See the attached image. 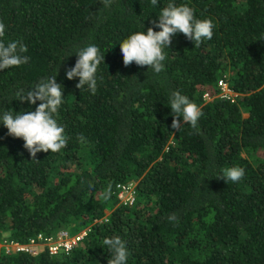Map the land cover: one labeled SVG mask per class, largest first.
Segmentation results:
<instances>
[{
    "label": "trees",
    "instance_id": "obj_1",
    "mask_svg": "<svg viewBox=\"0 0 264 264\" xmlns=\"http://www.w3.org/2000/svg\"><path fill=\"white\" fill-rule=\"evenodd\" d=\"M169 2L0 0L2 39L20 41L30 57L0 70V115L34 111L41 101H19L16 92L58 72L64 97L55 118L68 140L32 159L0 123V239L88 227L68 252L0 248V264H108L103 241L115 236L128 249L126 264H264V0H172L211 19L212 39L195 47L177 33L158 74L124 66L120 42L159 31L153 21ZM89 44L104 54L95 94L66 77ZM220 78L235 101L219 97ZM173 91L201 108L197 129L182 117L181 129L172 128ZM237 165L240 181L217 178ZM129 181L134 200L121 205L116 184Z\"/></svg>",
    "mask_w": 264,
    "mask_h": 264
},
{
    "label": "clouds",
    "instance_id": "obj_2",
    "mask_svg": "<svg viewBox=\"0 0 264 264\" xmlns=\"http://www.w3.org/2000/svg\"><path fill=\"white\" fill-rule=\"evenodd\" d=\"M105 7L109 6L111 0H102ZM158 0H151L156 6ZM159 31L148 27L147 31H136L120 42V51L123 56L124 66L133 62L138 66H147L155 73L164 70L163 61L167 58L164 51L169 48L172 38L177 33H182L187 39L195 42L199 47L203 40H211L213 37L214 24L209 18L199 19L194 9L187 4L177 5L170 2L162 7L159 20L153 21ZM5 24L0 22V70L20 66L29 62L30 57L22 55L27 52V47L20 41L5 43ZM77 60L73 67L66 69V77L71 80L79 77L76 87L82 89L87 85L88 89L95 94L97 90L96 72L98 66L104 61V54L95 44H89L78 49ZM58 74V72H57ZM49 76L41 80L27 91L20 89L15 96L19 101H27L36 105L41 101L34 111L20 112L13 115L11 110H5L0 115V123L7 128V134L15 138H22L24 148L36 159L38 152H59L67 146L68 140L63 126L58 124L55 114L58 113L63 103V86L57 83L56 76ZM170 108L173 114L172 128L181 129V117L183 124H189L192 129H197L198 120L203 115L201 108L180 91H173L170 97ZM84 139L83 136L80 137ZM245 175V170L240 166H231L222 169V175L217 178L226 181L237 182ZM91 187V184H89ZM111 196V185L103 193V199ZM175 214L169 216V220H176ZM103 244L111 253L108 264H126L129 255L125 242L119 237L105 238ZM65 251H70L66 248Z\"/></svg>",
    "mask_w": 264,
    "mask_h": 264
},
{
    "label": "built area",
    "instance_id": "obj_3",
    "mask_svg": "<svg viewBox=\"0 0 264 264\" xmlns=\"http://www.w3.org/2000/svg\"><path fill=\"white\" fill-rule=\"evenodd\" d=\"M219 88L218 95L220 98H224L230 101H235L237 94L230 88L227 81L220 78L217 81ZM205 100L211 99L208 92L203 94ZM135 196L134 183L124 182L116 184V198L117 202L121 205H130ZM88 232V227L79 230L76 233L69 234L66 229H62L56 233V236H42L38 233L37 237L30 236L24 241L17 240L15 238H1L0 248L3 249V253L17 254V253H30L36 254L42 247H47L51 253L68 252L66 248L72 249L78 243L81 242L83 237Z\"/></svg>",
    "mask_w": 264,
    "mask_h": 264
},
{
    "label": "rangeland",
    "instance_id": "obj_4",
    "mask_svg": "<svg viewBox=\"0 0 264 264\" xmlns=\"http://www.w3.org/2000/svg\"><path fill=\"white\" fill-rule=\"evenodd\" d=\"M83 228H85V227H83ZM83 228H82V229H83ZM79 230H80V229H79ZM79 230H78V231H79ZM66 231H67V230H66ZM78 231H75V232H73V233H76V232H78ZM57 232H58V231H57ZM57 232H56V233H57ZM38 233H41L42 236H49V235H44L42 232H38ZM38 233H36L35 235H32V236L37 237ZM56 233H55V234H51V235L56 236ZM73 233L69 232L70 235L73 234ZM1 238H8V237H7V236H3V237H1Z\"/></svg>",
    "mask_w": 264,
    "mask_h": 264
}]
</instances>
